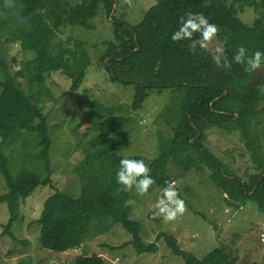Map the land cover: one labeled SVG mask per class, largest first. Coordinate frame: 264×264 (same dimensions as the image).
Segmentation results:
<instances>
[{
    "label": "trees",
    "instance_id": "16d2710c",
    "mask_svg": "<svg viewBox=\"0 0 264 264\" xmlns=\"http://www.w3.org/2000/svg\"><path fill=\"white\" fill-rule=\"evenodd\" d=\"M113 5V0H82L74 7L64 0H15L12 15L6 20L0 19V40L6 37L18 43L24 52L34 54L16 73H10L0 61V173L8 188L0 196V204H6L10 214L1 236L14 239L12 229L21 219L22 203L37 188L51 187L55 192L45 201L38 221L42 249L58 253L79 249L94 231L106 232V222L111 220L131 236L129 242L112 250L131 245L138 255L154 254L158 251L157 242L164 240L185 264H238V259L223 249L199 259L182 250L177 239L166 233L158 234L155 242L145 244L140 224L130 219L131 207L127 202L131 194L119 190L116 173L122 158L143 159L156 181L148 196L156 188H164L165 182H172L168 175L170 162L186 172L208 169L229 205L251 200L264 211V154L260 133L264 93L258 89L264 85V68L246 72L243 65L233 62L230 70L219 69L210 52L197 49L193 54L188 50V41L171 40L179 27L180 16L189 11L202 12L219 26L217 38L230 60L241 45L248 49L249 55L256 50L264 52V0H156L138 25L121 20L113 22L114 42L106 44L102 57L111 82L134 86L133 111L141 110L150 93L169 90L172 100L161 117L171 127L173 136L160 141V153L153 159L119 156L116 149L130 138L135 120L129 111L127 115H117L116 108L92 103L90 118L96 116L85 118L79 127L91 121L98 133L89 141L86 157L76 170L80 171L83 185L80 196L73 197L54 185L50 160L52 139L42 98L55 97L52 90L58 86L53 85L52 89L47 85L52 75L59 72L72 82L70 90L77 92L86 78L91 56L83 43L60 46L56 50L51 42L67 25L91 30L90 22L101 8L113 20ZM245 7L254 8L258 13L252 25L240 19V9ZM20 79L27 83V91ZM38 93L41 98L37 97ZM212 128L239 132L259 172L250 174L249 180L243 182L227 171L204 147L206 133ZM199 133L201 136L197 138ZM26 134L36 139L34 159L42 163L44 174L22 168L15 178L4 148L18 144ZM75 264H105V261L97 255H82L76 258Z\"/></svg>",
    "mask_w": 264,
    "mask_h": 264
},
{
    "label": "rangeland",
    "instance_id": "374dc122",
    "mask_svg": "<svg viewBox=\"0 0 264 264\" xmlns=\"http://www.w3.org/2000/svg\"><path fill=\"white\" fill-rule=\"evenodd\" d=\"M114 15L111 20L102 8L97 17L91 20V30L77 25L62 27L52 39L54 49L60 46H74L83 43L91 56L86 78L77 92L70 90L72 82L62 73H54L48 82L54 98H42L43 114L48 119L52 147L50 160L54 170L53 181L57 189L78 197L82 191L81 174L76 171L86 157L85 148L98 131L90 121L82 127L79 124L90 118L91 105L98 102L109 108H116L117 115H127L135 120V125L128 141L116 149L119 156H143L153 159L160 153V141L173 136L171 127L161 117L164 109L172 100L169 90L162 93L152 92L141 110H131L135 96L134 86H123L112 83L102 57L107 43L114 42L113 22L125 21L136 26L146 12L156 4V0H113ZM71 6L80 4L82 0H64ZM240 19L252 25L258 17L254 8H241ZM216 44L223 43L216 38L208 52L213 56ZM34 58V54L26 53L18 43L0 40V61L10 73L21 70L22 63ZM109 61H107L108 63ZM257 75L254 76V79ZM23 89L28 90L27 83L20 79ZM63 95L61 99L58 97ZM38 98H41L39 93ZM58 98V100H54ZM260 109H264V103ZM92 115L90 119H93ZM264 121V115L262 116ZM260 128L264 154V123ZM88 134V135H85ZM36 139L26 134L16 145L5 146L4 151L10 159L13 177H17L21 169H32L44 174L41 162L34 159ZM1 143V139H0ZM206 147L230 171L244 181L250 174L259 172L253 162L251 153L246 149L239 132H228L219 128L207 131L204 140ZM40 169H39V168ZM36 169V170H35ZM211 171L192 170L186 172L170 162L168 175L175 182L180 197L185 201L186 212L175 221L164 222L162 217L154 218L155 203L162 198V189L143 198L131 194L130 219L139 223L141 238L145 244L156 241L158 234L166 233L174 236L181 249L203 259L208 253L223 249L238 259V264H264V211L254 201L236 202L229 205L225 196L217 188L211 178ZM8 192L7 184L0 173V196ZM55 192L51 187H39L21 206V219L12 229L14 239L2 237L4 226L10 214L6 204H0V264H75L76 258L82 255H97L105 264H185L181 257L174 255L164 240L157 242V253L138 255L133 246L112 250L131 240L130 234L111 220L106 222L108 230L104 233L94 231L81 248L66 253L52 252L41 248L39 219L44 210L45 201ZM253 194L250 193L249 196ZM2 226V227H1Z\"/></svg>",
    "mask_w": 264,
    "mask_h": 264
},
{
    "label": "clouds",
    "instance_id": "9594fccd",
    "mask_svg": "<svg viewBox=\"0 0 264 264\" xmlns=\"http://www.w3.org/2000/svg\"><path fill=\"white\" fill-rule=\"evenodd\" d=\"M14 9L15 0H3V5L0 6V19H8ZM178 24L179 27L171 35V40L173 42L188 41V50L193 54L197 52V49L208 51L219 33V26L211 23L202 12L189 11L179 17ZM224 39L227 40V37ZM214 52L213 59L219 69L230 70L233 62L243 65L246 72H255L264 68V52L260 50L249 55L245 46H238L231 60L226 55L222 44H216ZM258 89L264 93V85L258 86ZM116 181L121 186L120 191L132 192L134 189L135 195L141 198L145 197L156 183L149 165L143 159L134 158H122L119 161ZM155 209L154 218L162 217L166 223L175 221L178 216L186 212L185 201L180 197L175 182H165L162 198L156 201Z\"/></svg>",
    "mask_w": 264,
    "mask_h": 264
},
{
    "label": "water",
    "instance_id": "95a60500",
    "mask_svg": "<svg viewBox=\"0 0 264 264\" xmlns=\"http://www.w3.org/2000/svg\"><path fill=\"white\" fill-rule=\"evenodd\" d=\"M113 15H114V9H113V11H112V17H113ZM226 94H227V91H226ZM201 136V134L199 133V135H198V137L197 138H199ZM194 141L195 140H192L191 142H192V144H194ZM254 192H252V194H253Z\"/></svg>",
    "mask_w": 264,
    "mask_h": 264
}]
</instances>
